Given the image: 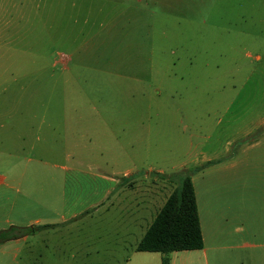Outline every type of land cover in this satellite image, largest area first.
Instances as JSON below:
<instances>
[{
  "label": "rangeland",
  "instance_id": "rangeland-1",
  "mask_svg": "<svg viewBox=\"0 0 264 264\" xmlns=\"http://www.w3.org/2000/svg\"><path fill=\"white\" fill-rule=\"evenodd\" d=\"M260 121L264 0H0V216L49 225L42 264H123L190 160Z\"/></svg>",
  "mask_w": 264,
  "mask_h": 264
},
{
  "label": "crops",
  "instance_id": "crops-1",
  "mask_svg": "<svg viewBox=\"0 0 264 264\" xmlns=\"http://www.w3.org/2000/svg\"><path fill=\"white\" fill-rule=\"evenodd\" d=\"M253 128L260 132L251 136L252 130L245 129L238 139H226L219 151H201L199 158L190 160L189 177L202 247L170 252L168 264H264V121ZM13 177L19 180L15 174H0V184H4L6 179L14 181ZM122 190H115L119 206L128 202L123 207H128L129 213H135L131 219H141L142 214L148 211V196L147 199L141 197L140 203L134 205L131 198H120ZM8 210L0 216V229L37 222V218L31 220L29 217L26 222L17 223L10 217L13 203ZM63 221L61 224L66 222ZM33 238L31 234L0 243V264H42L41 259L50 261L49 257L33 252ZM122 259L123 264H160L161 254L134 251Z\"/></svg>",
  "mask_w": 264,
  "mask_h": 264
},
{
  "label": "trees",
  "instance_id": "trees-1",
  "mask_svg": "<svg viewBox=\"0 0 264 264\" xmlns=\"http://www.w3.org/2000/svg\"><path fill=\"white\" fill-rule=\"evenodd\" d=\"M48 226V224L10 225L0 229V243L31 235ZM201 247L202 237L193 187L189 174L179 173L177 186L165 198L135 244L134 250L160 253V264H168L167 255L170 252L197 250Z\"/></svg>",
  "mask_w": 264,
  "mask_h": 264
}]
</instances>
